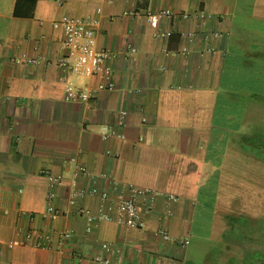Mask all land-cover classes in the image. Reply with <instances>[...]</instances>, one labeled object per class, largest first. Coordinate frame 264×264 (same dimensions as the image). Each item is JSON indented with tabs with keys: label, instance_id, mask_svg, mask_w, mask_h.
I'll return each instance as SVG.
<instances>
[{
	"label": "crops",
	"instance_id": "obj_1",
	"mask_svg": "<svg viewBox=\"0 0 264 264\" xmlns=\"http://www.w3.org/2000/svg\"><path fill=\"white\" fill-rule=\"evenodd\" d=\"M160 9L173 15L146 21ZM63 14L98 18L97 46L112 53L115 88L87 102L64 99L55 64L63 33L52 25ZM260 119L264 0H0V264H97L95 255L110 264H264ZM102 125L123 138L102 139ZM72 157L87 170L78 185L112 201L126 183L157 192L150 209L137 200L144 228L100 221L88 231L78 209L95 214L102 201L87 194L69 204ZM45 172L63 181L55 220L43 216Z\"/></svg>",
	"mask_w": 264,
	"mask_h": 264
},
{
	"label": "built area",
	"instance_id": "obj_2",
	"mask_svg": "<svg viewBox=\"0 0 264 264\" xmlns=\"http://www.w3.org/2000/svg\"><path fill=\"white\" fill-rule=\"evenodd\" d=\"M100 11V9H98ZM124 14L136 15L138 11H125ZM173 15L170 9H160L157 12L147 11L144 17L147 22H159L162 19H169ZM184 17L186 15H183ZM52 25L56 28H60L63 33V48L64 53L55 61L57 67L62 70L60 81L65 84L64 99L66 101H82L87 102L94 98L97 93L102 91L113 90L116 86L110 60L112 53L107 48H99L97 46L96 27L99 25V19L96 17H75L63 14L58 19L52 22ZM170 31H161L157 35L162 39H167L170 36ZM186 36V35H184ZM187 39L192 40L193 34H187ZM134 51V48H131ZM166 54H169L165 50ZM187 48H182L177 53H187ZM172 52L171 54H177ZM28 62L38 63V59H28ZM69 75L75 77H97L99 80L94 86L84 85L77 86L70 80ZM118 124L124 125V112H121L118 118ZM100 135L102 139H107L114 135L118 138H123V134L116 132L107 125L100 127ZM74 162L73 178L71 180L70 188L68 191L69 204H75L80 198L85 195H97L102 201L98 207V211L92 214L85 208H79L78 213L84 215L88 222L87 230L91 229L92 225H96L100 221H111L118 225L132 228L143 229L145 226L144 220L141 216L137 200L142 199L147 203V208L150 209L157 192L140 187L133 183H126L125 185L117 188L118 194L115 201L110 200L107 191H99L96 186H92L89 189L80 187L77 182V177L80 174H87V170L84 166L80 165L75 157L71 159ZM47 179L48 191L46 197L51 201L43 211V216L50 220L57 219L62 215V210L53 204V200L56 196L55 189L62 185L61 178L54 176L50 172H45ZM99 191V192H98ZM168 201H173L176 198L169 194ZM160 235L168 240L170 235L160 230ZM19 233V231L17 232ZM71 234V231H61L62 238H67ZM43 232H39L37 237L38 241L36 246L44 248L42 240L45 238ZM26 237H30V233H27ZM178 242L181 246H184L186 239H179ZM12 245V243L10 244ZM102 248L106 251L110 250V246L106 243L102 244ZM94 260L97 264H110V260L104 256L95 255Z\"/></svg>",
	"mask_w": 264,
	"mask_h": 264
},
{
	"label": "rangeland",
	"instance_id": "obj_3",
	"mask_svg": "<svg viewBox=\"0 0 264 264\" xmlns=\"http://www.w3.org/2000/svg\"><path fill=\"white\" fill-rule=\"evenodd\" d=\"M249 129V128H248ZM257 132H258V135L259 136H261V134H259V132L260 133H262V134H264V119H260L259 121H258V130H257ZM262 137L263 138H261L262 140H261V142H260V146L262 147L263 146V148H264V135H262ZM260 138H258V140H259ZM260 141V140H259ZM259 260L261 261L262 260V258H261V256L259 257Z\"/></svg>",
	"mask_w": 264,
	"mask_h": 264
}]
</instances>
